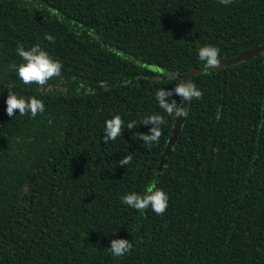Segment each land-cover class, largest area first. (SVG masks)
I'll return each instance as SVG.
<instances>
[{
    "label": "trees",
    "instance_id": "16d2710c",
    "mask_svg": "<svg viewBox=\"0 0 264 264\" xmlns=\"http://www.w3.org/2000/svg\"><path fill=\"white\" fill-rule=\"evenodd\" d=\"M262 42L264 0H0V264H264V50L216 69L197 55L212 44L222 60ZM17 44H39L61 75L22 85ZM181 80L202 96L187 101L159 169L176 116L159 144L137 137L145 116L162 114L155 92ZM9 87L45 112L8 117ZM116 114L136 126L106 142ZM153 179L169 195L164 214L121 204ZM117 238L133 243L123 258L105 249Z\"/></svg>",
    "mask_w": 264,
    "mask_h": 264
},
{
    "label": "clouds",
    "instance_id": "9594fccd",
    "mask_svg": "<svg viewBox=\"0 0 264 264\" xmlns=\"http://www.w3.org/2000/svg\"><path fill=\"white\" fill-rule=\"evenodd\" d=\"M221 5H228L231 0H218ZM49 42L54 41L51 34H45L44 37ZM219 48L212 44H205L197 49L199 61L208 69H216L221 65L219 56ZM15 54L21 59V63H13L10 65L16 77L22 85L35 84L38 90L42 89L52 78L59 77L63 68L62 63L58 59H53L52 56L42 48L39 44L25 47L23 44H17ZM176 72L166 73L169 79H179ZM8 95L5 98V114L11 119L16 116L33 119L38 114L45 112V103L43 99L36 95L25 96L17 94L11 87L6 88ZM4 88L0 90V95L3 94ZM178 96L180 103L178 104L173 98ZM202 96L201 90L190 80H181L175 84L173 89L160 88L155 92V101L161 113L150 114L142 119L141 125H151L148 133H142L137 137L142 141L145 147H152L159 144L162 134V125L165 123V116L183 117L186 119L189 115L187 107L182 106L183 102L187 100L189 103L193 100H199ZM18 110V113H16ZM125 122L119 114L112 116L110 119L104 121V140L116 141L123 133L124 129L131 130L136 126L135 121H130L124 126ZM132 161L130 155H125L118 161V166L126 168ZM158 180L153 179L149 185L146 186L143 192L135 191L126 192L120 197L121 204L127 206L129 209H134L141 215L146 210L151 209L156 215L165 213L169 206V195L162 188L157 187ZM117 231L112 232L115 234ZM108 253L113 258H123L126 254L131 253L133 249L132 241L124 238H117L110 240L107 248Z\"/></svg>",
    "mask_w": 264,
    "mask_h": 264
},
{
    "label": "water",
    "instance_id": "95a60500",
    "mask_svg": "<svg viewBox=\"0 0 264 264\" xmlns=\"http://www.w3.org/2000/svg\"><path fill=\"white\" fill-rule=\"evenodd\" d=\"M263 50H264V42H262L257 47L252 48L248 51L239 53V54H237L233 57L227 58V59H222L221 65L219 67L229 66V65L236 64V63L244 61V60L251 59L254 56L259 55ZM182 106L187 107V100H185L183 102ZM183 122H184L183 117H179V118L176 117L175 118V120L173 122V126L171 128L170 137L167 141L166 147H165L163 155H162L163 159L161 160L160 165L158 167L159 169L161 168V165L164 163L165 157L171 153L172 146L174 145V143L177 139V136L181 130Z\"/></svg>",
    "mask_w": 264,
    "mask_h": 264
}]
</instances>
